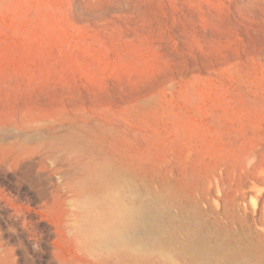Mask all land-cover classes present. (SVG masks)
<instances>
[{
    "label": "rangeland",
    "instance_id": "obj_1",
    "mask_svg": "<svg viewBox=\"0 0 264 264\" xmlns=\"http://www.w3.org/2000/svg\"><path fill=\"white\" fill-rule=\"evenodd\" d=\"M114 196L153 228L82 240ZM263 227L264 0H0V264H264Z\"/></svg>",
    "mask_w": 264,
    "mask_h": 264
},
{
    "label": "bare ground",
    "instance_id": "obj_2",
    "mask_svg": "<svg viewBox=\"0 0 264 264\" xmlns=\"http://www.w3.org/2000/svg\"><path fill=\"white\" fill-rule=\"evenodd\" d=\"M48 172H49V170H48ZM103 172H107L106 167L103 168ZM55 191L62 193L63 195H65L67 193H73V191H74V192L78 193V195H82V197L85 196V195L83 196V194H84L83 191L77 190L75 188L73 190L72 189L64 190V189L57 188ZM99 193H101V195L103 196L102 198L107 201V193L103 192L100 187H93L91 189V193L87 194V197H86L87 201L91 200L92 197H94L96 194H99ZM112 201H113V203L111 204V206L109 208H106L102 213L90 214L89 220H88L89 226L86 230L81 232L80 237L82 238V240L87 241L88 243L97 244V245L100 244V241H102V240H106V241L107 240H112V241L115 240V241L119 242L120 247L129 248L130 243L134 241V238H136L138 236V233H140V232L142 233L144 230L149 231L153 228V224H151L152 222L150 220L148 221V218L151 219L150 216H151V214L154 213V211H152L149 208L141 207V206H135V205H128L127 206L116 196H114L112 198ZM71 204H73V203H71ZM62 206H63V204H62ZM63 207H61L62 210H63ZM67 209H69V208H67ZM73 209L75 210V208H73ZM62 212H64V211H62ZM65 213L66 214H65V217L63 218V220H64L66 227L69 229L75 228V225L77 222V220L75 219L76 215H73L72 212L67 213L66 209H65ZM25 225H23V226L25 227ZM30 226H32V225H30ZM32 227H34V226H32ZM40 230H42V229H40ZM52 232H54V231H52ZM55 233L56 232H54V235H55ZM58 233H60V232L58 231ZM68 233H69V231H68ZM62 234H63V232H62ZM58 235H56V236H58ZM65 236L67 237L69 235L67 234ZM66 237H64V238H66ZM131 238H133V239H131ZM71 240H72V238H71ZM72 242L74 243L73 240H72Z\"/></svg>",
    "mask_w": 264,
    "mask_h": 264
}]
</instances>
